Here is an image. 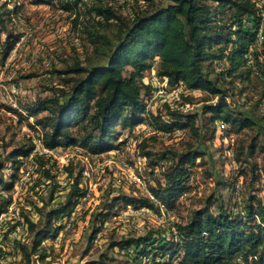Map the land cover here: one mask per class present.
I'll return each mask as SVG.
<instances>
[{"label":"trees","instance_id":"1","mask_svg":"<svg viewBox=\"0 0 264 264\" xmlns=\"http://www.w3.org/2000/svg\"><path fill=\"white\" fill-rule=\"evenodd\" d=\"M25 1L34 6H58L67 13L78 10L87 0ZM126 1L135 3L139 9L129 18L116 14L112 8L91 6L88 9L92 23L82 33L95 53L106 48L108 53L104 63L86 66L76 60L60 72L67 77L61 80L52 97L22 107L27 117L14 111L21 119L34 120L33 127L41 130L39 140L43 147L51 151L78 147L89 155H101L122 147L123 142L115 144L118 126L132 131L146 124L155 132L169 135L175 130L187 129L196 138L202 129L212 139L217 137L218 123L226 126L225 134L240 133L255 125L252 118L226 101L228 90L217 86L218 81L227 78L233 82L254 77L264 84V27L260 41L257 37L259 9L253 2ZM5 4L2 2L0 11ZM9 14L7 11L3 15ZM0 27H4L2 14ZM112 27L115 32L110 39L107 33ZM16 39L7 41V51L14 48ZM218 62L225 64L221 72L215 69ZM151 70L157 78L166 79L169 88L182 85L185 90H198L216 97V101L204 106L200 115L165 107V116H150L145 101L151 97L152 87L143 84L142 80ZM212 74H215L213 80ZM198 118L200 126L196 124ZM256 141L255 137L249 144V155L258 148ZM34 150L35 145L31 143L19 145L0 158V216L7 213L11 205V200L1 193L13 187L24 160L31 156L44 166L43 157ZM241 155H235L237 162L241 161ZM141 157L153 170L163 162L167 163L162 171L163 182L146 188L151 199L139 190L140 196L119 194L103 204L93 221L91 241L102 231L118 205L120 208L143 207L158 214L161 209L174 210L177 199L189 188L191 169L204 164L205 152L200 146L188 144L179 153L143 152ZM7 169L14 172L6 176ZM43 171L50 177L48 170ZM65 171L72 176L69 167H65ZM250 172L251 180L258 182L254 165ZM80 181L81 173L72 179L62 201L53 206L43 203L37 208V222L24 216V224L32 235L29 246L17 244L24 255L46 257L44 242H53L63 231L64 227L58 222L69 216L85 195ZM237 182L233 180L226 184L232 195ZM239 184L240 203L234 197L231 208H224L216 199L208 198L205 206L192 211L187 221L173 225L175 234L170 239L147 233L112 241L109 249H119L124 258L117 264H157V257H166V262L161 264H174L176 258L179 259L175 264H264V200L253 194L244 202ZM260 189L264 191V188ZM54 193L51 192L49 203L56 200ZM209 201L215 203L214 211L210 210ZM112 262L113 259L100 256L91 264Z\"/></svg>","mask_w":264,"mask_h":264},{"label":"rangeland","instance_id":"2","mask_svg":"<svg viewBox=\"0 0 264 264\" xmlns=\"http://www.w3.org/2000/svg\"><path fill=\"white\" fill-rule=\"evenodd\" d=\"M4 1L6 4L0 11L4 18V27H0V158L19 145L31 143L38 150L34 153L42 156L45 164L41 166L31 156L28 157L17 172L13 187L1 193V196L11 200V205L0 222V264H91L100 256H107L114 260L113 264H117L124 258L119 249H109L112 241L147 233L170 239L173 225L187 221L192 211L205 206L208 198L216 199L224 208H231L235 195L228 191L226 184L233 180L241 183L244 202L253 194L264 200V191H260L264 188V84L254 77L245 81L231 82L227 78L217 82L219 88L228 90L226 101L232 108L255 121L251 129L244 128L240 133L223 132L225 139L218 136L209 139L202 129L196 138L187 129L169 135L155 132L146 124L132 131L118 126L115 129V144L123 142L122 147L111 153L89 155L78 147H69L40 154V128L33 127V119H21L15 113L21 114L16 108L22 110L30 103L52 97L61 80L67 77L60 72L76 60L86 66L106 61V48L102 47L95 53L82 33L92 23L88 15L91 6L112 8L124 18H129L139 9L135 3L130 4L126 0H87L78 10L66 13L58 6H34L25 0H0V5ZM255 1L261 4L264 0ZM16 8L18 10L15 11ZM7 11L11 14L3 15ZM111 30L107 35L113 39L115 30L113 27ZM14 38H17L14 48L7 51V41ZM210 77L213 80L215 74ZM142 82L153 90L151 97L145 101L153 117L158 114L165 116V107L200 115L204 106L216 101V97L198 90H185L182 85L164 87V82L160 83L154 70L146 73ZM199 119L196 124L200 126ZM255 137L258 148L249 155L248 146ZM188 144L200 146L205 152L204 164L191 169L189 188L177 199L174 210H163L158 214L143 207L120 208L118 205L104 223L102 231L91 241L93 221L103 204L119 194L140 196L139 182L146 188L163 182L162 171L167 163L163 162L153 170L146 159L141 162V154L179 153ZM230 153L233 154L232 160L228 157ZM237 153L242 154L238 162L235 159ZM253 165L258 171V182L251 180L250 168ZM65 167H69L72 176L65 171ZM44 169L49 171L50 177L44 175ZM84 171L87 176L83 178ZM12 172L14 170L7 169L4 174L8 176ZM79 173L80 186L89 195L71 226L63 230L59 239L44 242V259L38 255H24L17 244L29 246L32 240L24 224V216L37 222V208L43 203L53 206L62 201L72 179ZM52 191L56 200L49 203ZM208 203L210 210L214 211L215 203ZM163 261L166 262V257L155 260L157 264Z\"/></svg>","mask_w":264,"mask_h":264},{"label":"built area","instance_id":"3","mask_svg":"<svg viewBox=\"0 0 264 264\" xmlns=\"http://www.w3.org/2000/svg\"><path fill=\"white\" fill-rule=\"evenodd\" d=\"M250 1L253 2L257 6V8L259 9L258 10V15H259V18H260V24H259L257 37L261 41L263 39L262 31H263V27H264V1L261 4L257 3L255 0H250ZM23 40H24V36L21 37V41H23ZM224 67H225V64L223 62H218L216 64V66H215V69H216V71L221 72V71L224 70ZM158 79L160 80V83L164 82V87H168L167 83H166V79H163V80L160 79V78H158ZM152 94H153V90H152ZM16 109H17V111H19L22 114L23 117H27L26 113L23 110H21L20 108L19 109L16 108ZM29 119H31V118H29ZM225 129H226V126L223 123H218L217 124V136H218V138L225 139V135L223 134ZM176 133H180V130H175L172 134H176ZM37 151L38 150H36V148H35L34 152H37ZM51 152H52L51 150H48V149H46L45 147H43L41 145V151L39 152L40 154H42V153H51ZM228 157H229V159L232 160L233 154L230 153L228 155ZM139 159L141 160V162L145 161V158L139 157ZM82 175H83V178H84V177L87 176V173L84 171V172H82ZM137 185H138L139 190L142 192V194H144L146 196H149V193H148V191H147V189H146V187H145V185L143 183L141 184L139 182ZM239 189H240V184H239V182H237L236 185H235V193H234V195H235L236 201L238 203H240V200H241L240 199V195H239ZM88 195H89L88 193H85V195L80 199L79 203L75 206V208L72 211V213L69 216L64 217L63 219H61L59 221V224H61L64 227L63 230H67L71 226V224L74 221L76 215L78 214V212H80L81 206H82L83 202L86 200V198L88 197ZM149 198L151 199L150 196H149ZM161 211L163 212V209H161ZM5 215H6V213L0 216V222H1L2 218ZM172 230H173V234H175L174 229H172ZM62 232L59 233V236L56 238V240L61 237Z\"/></svg>","mask_w":264,"mask_h":264}]
</instances>
